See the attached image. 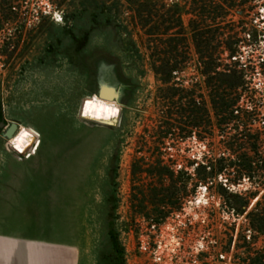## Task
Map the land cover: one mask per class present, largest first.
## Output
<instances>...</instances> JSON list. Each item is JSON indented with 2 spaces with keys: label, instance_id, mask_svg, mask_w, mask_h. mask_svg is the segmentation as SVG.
I'll list each match as a JSON object with an SVG mask.
<instances>
[{
  "label": "rangeland",
  "instance_id": "rangeland-1",
  "mask_svg": "<svg viewBox=\"0 0 264 264\" xmlns=\"http://www.w3.org/2000/svg\"><path fill=\"white\" fill-rule=\"evenodd\" d=\"M204 1L223 7L205 15L213 50L264 3ZM193 2L25 0L7 21L0 1V236L73 242L79 264H264V121L218 125ZM101 85L119 93L111 125L80 114ZM249 88L264 105V72ZM11 122L33 136L22 152Z\"/></svg>",
  "mask_w": 264,
  "mask_h": 264
},
{
  "label": "trees",
  "instance_id": "trees-1",
  "mask_svg": "<svg viewBox=\"0 0 264 264\" xmlns=\"http://www.w3.org/2000/svg\"><path fill=\"white\" fill-rule=\"evenodd\" d=\"M3 4L7 5L5 10V20H13L18 12V9H11L13 2L23 3L25 0H0ZM197 12L200 16V22L203 27L194 30L192 40L198 46V57H199V72L200 75L205 79L206 85L212 86L209 91L210 100L214 108L215 114L220 116L221 119L218 121V125H226L231 119H237L239 123L236 127H246L251 123L258 120V115H262L264 121V105L260 97L255 96V91L249 88L250 79L253 76L255 70H259V73L264 72V48L259 44L260 39L264 35V25L259 27V21L253 22L258 19V13L255 10L258 6L263 4H253L249 7L253 13L251 16L249 25L241 23V30L246 37L233 35L225 39L222 43L224 47L213 50L209 47L208 43L211 41L214 35H220L221 33L217 29L206 28L205 26V15H209V20L213 21L218 17H221L220 11L223 9L222 5L213 4L209 1L194 0L193 4H197ZM195 10V8H194ZM222 42V41H221ZM207 43V44H206ZM246 46L245 55H241V47ZM187 54V52H186ZM244 56V57H243ZM241 57L244 62H241ZM254 60L258 63L255 65ZM178 66L165 64L159 69L155 70L156 74L163 76V81L168 82L173 78L172 72L177 70ZM216 87L214 88L213 86ZM174 94V93H173ZM170 96H173L170 94ZM192 97V94H186V97ZM186 97H183L184 99ZM242 99V103H239ZM188 111L190 118L194 116V103L193 100L189 101ZM201 118L206 114V108L204 104L202 107H198ZM236 111L237 115H234ZM243 117V119H240ZM200 118V119H201ZM254 141L258 140V137H250ZM237 145V144H236ZM223 158V157H222ZM221 158V160H223ZM248 164L253 163L247 159ZM250 167V166H249ZM220 170L217 171L219 173ZM236 210V209H235ZM238 213L242 212L241 208H238Z\"/></svg>",
  "mask_w": 264,
  "mask_h": 264
},
{
  "label": "crops",
  "instance_id": "crops-1",
  "mask_svg": "<svg viewBox=\"0 0 264 264\" xmlns=\"http://www.w3.org/2000/svg\"><path fill=\"white\" fill-rule=\"evenodd\" d=\"M0 264H79V248L67 241L0 236Z\"/></svg>",
  "mask_w": 264,
  "mask_h": 264
},
{
  "label": "bare ground",
  "instance_id": "bare-ground-1",
  "mask_svg": "<svg viewBox=\"0 0 264 264\" xmlns=\"http://www.w3.org/2000/svg\"><path fill=\"white\" fill-rule=\"evenodd\" d=\"M81 117L100 122L110 121L117 118L118 107L116 101L101 99L97 95H92L83 100L80 107ZM31 134L23 127H19L15 134L9 139L13 148L22 152L32 140ZM33 142V141H32Z\"/></svg>",
  "mask_w": 264,
  "mask_h": 264
},
{
  "label": "water",
  "instance_id": "water-1",
  "mask_svg": "<svg viewBox=\"0 0 264 264\" xmlns=\"http://www.w3.org/2000/svg\"><path fill=\"white\" fill-rule=\"evenodd\" d=\"M97 96L101 99H106V100H110V101H117L118 97H119V93L113 87H110L107 85H101L98 89ZM114 120H110L107 122L100 121L98 123L111 125V124H113ZM2 126H3V124L0 123V127H2ZM17 129H18L17 124L15 122H11L9 124V126L4 130L2 135L4 138L10 139L15 134Z\"/></svg>",
  "mask_w": 264,
  "mask_h": 264
}]
</instances>
